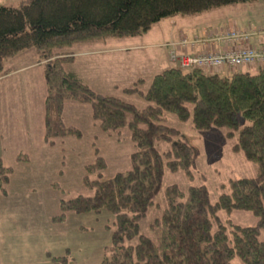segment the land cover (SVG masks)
Returning a JSON list of instances; mask_svg holds the SVG:
<instances>
[{"label": "trees", "instance_id": "trees-1", "mask_svg": "<svg viewBox=\"0 0 264 264\" xmlns=\"http://www.w3.org/2000/svg\"><path fill=\"white\" fill-rule=\"evenodd\" d=\"M254 1L27 0L18 7L0 6V78L6 74L5 60L21 52L36 50L46 62L47 144L81 137L79 130L64 124L67 101L89 104L104 132L116 133L125 128L131 132L136 146L131 170L106 178V162L97 157L94 164L87 166L85 177V185L94 195L63 203V213L56 217L63 221L66 212L103 210L115 215L113 244L102 264H233L236 258L243 264H264V239L260 238L264 231L263 66L256 73L238 72L244 67L227 68L230 72L226 76L203 69L171 68L157 74L146 92L141 89L143 79H139L124 92L142 95L148 103L144 109L95 92L67 70L73 59L69 49L76 44L107 37H136L167 18L201 15ZM199 46L182 49L194 51ZM204 52L214 53L208 50L192 54ZM165 114L182 122L192 121L195 130L222 128L228 138L238 135L236 148L258 165V174L231 181L215 204L205 185H191L187 191L177 185L169 186L165 191L166 207L160 217L151 221L153 236L149 237L141 233L140 222L156 206L165 168L182 171L193 181L192 168L199 157V150L178 129L166 124ZM159 142H168L171 148L161 153L157 149ZM11 170L0 163V173ZM5 178L7 181L8 176ZM221 211H247L258 223L253 227L226 224L219 216ZM54 260L71 264L67 257Z\"/></svg>", "mask_w": 264, "mask_h": 264}, {"label": "rangeland", "instance_id": "rangeland-1", "mask_svg": "<svg viewBox=\"0 0 264 264\" xmlns=\"http://www.w3.org/2000/svg\"><path fill=\"white\" fill-rule=\"evenodd\" d=\"M24 1L27 0H0V6L18 7ZM226 7L202 16L179 15L178 25L214 32L226 26L225 18L232 17L233 10ZM171 21L164 19L136 37H107L76 44L69 49L74 54L70 68L77 69L84 80L90 79L95 92L121 98L144 109L148 104L144 97L127 94L124 89L132 88L134 80L143 79L141 89L146 92L153 77L166 65L171 66L168 49L163 47L171 40L167 34ZM242 27L241 23L239 28ZM43 61L36 50L8 58L4 67L10 76L0 81V163L12 169L9 173H0V264H59L54 258L63 257L69 258L71 264H102L113 244L115 215L103 210L101 213L66 212L63 221L56 217L63 213V203L94 195L86 187L85 177L87 166L94 164L97 157H103L106 162L104 176L112 178L131 170V155L136 146L128 128L116 133L104 132L93 118L91 106L73 101L65 103L63 120L65 126L79 130L81 137L71 136L58 139L53 145L47 144V85ZM171 64L179 68L178 64ZM258 68L252 67L250 72L256 73ZM165 118L168 126L178 129L199 150V157L192 168L193 181L182 171L165 168L156 206L140 222L141 233L149 237L153 236L151 221L160 217L166 207L165 191L169 186L177 185L187 191L191 185H205L211 203L215 204L231 181L254 178L258 174V165L236 148L238 135L228 138L222 128L195 130L192 121L182 122L171 114H165ZM170 148L168 142L157 144L161 153ZM219 216L226 224L232 222L242 227L258 223L247 211H221ZM260 238L264 239V231ZM233 264L243 263L236 258Z\"/></svg>", "mask_w": 264, "mask_h": 264}, {"label": "crops", "instance_id": "crops-1", "mask_svg": "<svg viewBox=\"0 0 264 264\" xmlns=\"http://www.w3.org/2000/svg\"><path fill=\"white\" fill-rule=\"evenodd\" d=\"M226 8H230L233 10L232 17H227V18H225V20L221 19L220 21L224 20L223 22H225L224 25H226V26L222 29L215 30L214 32H209L206 29L201 30L200 27H198V30H191L190 28L186 27V25H183V24H181V26H180V25H178L179 15L165 19V20H172L171 21L172 27H170L167 30V32H168L167 34L170 35L171 40L169 43L163 44V47L168 49V55L169 56L167 57V59H168V62L171 66L166 65L162 72H164L165 70L171 69V68H176L175 66H173L171 64V63H173L170 59L171 44L179 42L183 37H189L191 39L195 38V37L206 38V37H209V35L213 36L216 32L222 33V32H226L230 29L237 28V29H240L243 31H253V32L255 31L256 32V34H254L251 37V39L249 40V42L245 46L256 47L257 49H264V32H263L264 31V0H255L254 2H251V3L236 4V5H232V6H227ZM214 10H217V12H218V10H220V9L217 8ZM209 12H211V11H209ZM207 13H204V14H207ZM217 14L218 13H213L214 16ZM202 15L203 14L197 15V16H202ZM194 16H196V15H194ZM241 23L243 24V27L239 28V25ZM157 24H155V25H157ZM189 33L194 34V36H190ZM240 46L241 45H239V44L226 45L225 43L211 41L207 44H201L196 49H193L194 51H192V49L191 50L190 49H181V50H179V53L180 54H182V53L192 54V53H200V52L208 51V50L213 51L214 53H220V52H225V51L237 50L238 48H240ZM98 52H100V51H98ZM98 52H96V53H98ZM83 54L90 55V53H83ZM73 55L74 54L72 53L71 56L73 57ZM4 64H5V62H4ZM173 64H176V63H173ZM43 65H46L44 61H43ZM255 68H258V67L256 66ZM251 69H252L251 67L250 68L244 67V68H239L237 70H239L238 72H247V71H250ZM67 70L74 72L75 74H77L79 76V78L85 84H87L89 87L94 88L91 80L90 79L84 80V78L81 76V74L79 73V71L77 69H75V68L71 69L70 68V64L67 65ZM237 70H235V71H237ZM162 72H160V73H162ZM215 72L218 74H223V73H228L230 71H229V69L226 68V69H222V70H217ZM160 73H158V74H160ZM9 76H10V73L5 74L4 76H2V78H0V81L8 79L7 77H9ZM136 82H137V80H134V84ZM142 85H144V83ZM42 99H43V96L40 95V101L43 103Z\"/></svg>", "mask_w": 264, "mask_h": 264}, {"label": "built area", "instance_id": "built-area-1", "mask_svg": "<svg viewBox=\"0 0 264 264\" xmlns=\"http://www.w3.org/2000/svg\"><path fill=\"white\" fill-rule=\"evenodd\" d=\"M253 34V31H243L233 28L226 34L213 35L207 39L195 38L190 40L185 37L181 41L171 44L170 59L182 69H203L209 72L226 68L264 66V50L258 51L246 46H242L237 50L225 51L222 53L204 52L196 55L179 53V50L182 48H193L203 43L207 44L211 41H223L226 45H229L232 42H235L236 44L239 42V45H246Z\"/></svg>", "mask_w": 264, "mask_h": 264}]
</instances>
